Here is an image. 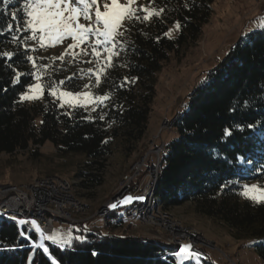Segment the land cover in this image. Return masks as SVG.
<instances>
[{"label": "trees", "instance_id": "trees-1", "mask_svg": "<svg viewBox=\"0 0 264 264\" xmlns=\"http://www.w3.org/2000/svg\"><path fill=\"white\" fill-rule=\"evenodd\" d=\"M214 2L154 0L149 4L144 0L143 6L164 8V12L147 22H125L130 31L119 38L126 42L124 51L113 58L114 67L106 70L102 83L90 88L95 95L110 93L111 97L88 110L60 107L49 95L51 84L60 85V76L44 86L42 98L20 101L21 93L34 81L28 75L33 73L31 62L24 54L26 48H32L31 40L27 39L29 33L16 31L18 21L11 20L10 13L19 9L21 0H10L7 5L0 0V53H14L11 60L0 56V156L27 151L35 155L48 143L60 154L84 156L90 171L75 174L80 180L77 186L84 182L88 184L85 189L100 186L113 143H118L126 157L142 152L158 76L171 58H182L197 44ZM10 22L14 24L12 32L7 30ZM13 35L19 37L16 42H11ZM6 64L24 73L15 85L11 82L15 73ZM85 64L78 69L82 77L61 85L65 90L74 92L86 81L90 83L87 70L97 66ZM94 81L93 76L91 83ZM185 100L187 106L173 126L176 138L166 144L160 156L154 190L157 206L166 213L191 203L197 215L222 226L232 240L247 242L264 264V206H254L240 195L245 183L264 185L261 29L234 43ZM225 128L231 131L230 136L224 135ZM116 210L109 219L116 218ZM76 233L81 240H74L67 250L50 243L41 248L34 246L38 240L24 227L0 221V264H177L178 247L156 238ZM198 262L214 264L211 260ZM181 264L196 263L185 260Z\"/></svg>", "mask_w": 264, "mask_h": 264}, {"label": "rangeland", "instance_id": "rangeland-1", "mask_svg": "<svg viewBox=\"0 0 264 264\" xmlns=\"http://www.w3.org/2000/svg\"><path fill=\"white\" fill-rule=\"evenodd\" d=\"M143 1L137 0V5L143 6ZM212 12L197 44L189 49L182 58H171L162 68L158 76L157 94L150 116L148 136L143 144L142 152L126 157L118 143H113L112 154L106 159L102 173L103 183L100 186L85 189L84 186L88 185L85 182L84 186H77L80 180L75 177V174L81 171H90L85 164L84 156L81 154H60L48 143L40 147L35 155H31L27 151L10 156H0V191L2 187H15L23 193H27V187L34 181L49 176L56 177L69 185V194L75 202H68L65 212L76 222L55 218L53 231L48 237L50 244L61 249L65 246L69 247L74 240H81L76 232L156 238L166 243H169L168 238H175L170 229V223H164L160 217L153 223H140L136 217L127 219V213L136 206V204L132 205L134 200L130 203H121L116 210L117 215L114 220L102 218L99 213L105 204L118 196L127 188L128 184L136 189H144L148 185L150 182L147 174L148 168L156 162L158 155L160 159V156L165 152L166 144L176 138L172 122L177 113H181L186 108L185 96L197 83L201 82L204 74L226 55L234 43L247 34L261 29L260 26L264 23V0H215ZM81 22L88 23L83 20ZM70 43L72 41L67 39L43 50L40 49L37 42L31 41V47L36 48V51L31 54L36 63V68L31 63L32 72H38L41 77L40 80L34 78L33 84L41 83L46 86L54 80L55 76L62 77L61 80L64 81L68 80V77L73 79L82 77L78 69L84 60L92 59L91 55L78 57L74 63L68 62L69 56H65L63 62L58 59L65 53ZM75 51L79 52L80 50ZM85 65L97 66L95 63H86ZM74 72L77 73L72 75ZM85 84H88V81ZM83 85L74 93L91 91L83 88ZM50 87L65 90L61 85L53 86L51 84ZM57 100L60 103V100ZM97 103L89 104L85 109L91 110ZM64 107L74 108L69 107L67 103ZM245 184H256L258 187L264 188V185H259L256 182ZM136 198L135 200H137ZM75 203L80 206H68ZM64 205L66 206V204ZM158 208L163 214L162 217L167 215L169 222L185 229L194 238L199 236L197 240L201 239L197 241L199 242L197 251L214 264H261L247 242L232 240L228 236L227 230L222 226L197 215L191 203H186L166 213L159 206ZM32 222H30V226L39 232L38 223L33 224ZM34 246L44 248L45 244L37 241ZM176 260L177 264H181L185 260H193L197 264V257L190 258L188 256L181 261V258L177 256Z\"/></svg>", "mask_w": 264, "mask_h": 264}, {"label": "snow or ice", "instance_id": "snow-or-ice-1", "mask_svg": "<svg viewBox=\"0 0 264 264\" xmlns=\"http://www.w3.org/2000/svg\"><path fill=\"white\" fill-rule=\"evenodd\" d=\"M153 2L154 0H149V4ZM3 3L7 5L10 0H3ZM17 11H21L22 16L17 15ZM17 11L10 13L11 20L18 21L15 24V30L29 33L27 39L37 42L40 49L46 50L47 47L55 46L67 39L72 41L67 46L65 53L58 58L61 62L64 61L65 56L70 57L69 63H74L78 57L91 55L92 59L83 61L97 65L95 70L92 68L87 70L90 83L84 84L83 88L90 89L93 86L98 87L102 83V76L106 74V70L114 67L113 58L118 57L120 52L124 51L123 45L126 42L119 38L124 37L125 33L130 31L125 22H147L153 16H160L164 12V8L157 10L142 5L138 6L137 0H21ZM138 13H143V15ZM81 20L88 23H82ZM175 27L180 28L179 22ZM260 27L261 34H264V23ZM13 28L14 24L8 23V32H12ZM18 39V36L13 35L11 42H16ZM118 45L120 47L117 50ZM77 49L80 51L76 52ZM29 51L35 52L36 48H26L24 53L26 59L36 68L35 58L28 55ZM13 55L12 52L0 53V56L6 57L7 60H11ZM6 67L12 68L15 73L11 81L15 85L24 73L17 71L12 64H6ZM80 71L84 70L80 69ZM28 75L33 76L36 80L41 78L38 72L28 73ZM93 76L95 77L94 84L91 83ZM67 79L71 80L72 77ZM134 81L135 78H132L131 82ZM125 82H129L127 77H125ZM59 84L64 85L65 81L61 80ZM44 90V85L41 83L29 84L27 91L21 93L20 101L38 100L42 98ZM49 95L60 100V107H64L67 103L69 107L84 108L89 104L108 101L111 97L110 93L103 95H95L91 91L74 93L71 90H58L56 87H49ZM100 118L103 119L102 116ZM224 135L230 136L231 131L225 128ZM240 195L254 206H264V188L258 187L256 184L243 185ZM133 199L132 196H126L120 203H130ZM136 199H143V197ZM110 207L116 208L117 204L113 203ZM20 223L23 224L24 221H20ZM32 223L35 224V221ZM191 249L192 245L190 244L181 246L177 256L181 258V261L188 256H195L198 264L199 254ZM44 251L47 249L45 248Z\"/></svg>", "mask_w": 264, "mask_h": 264}, {"label": "built area", "instance_id": "built-area-1", "mask_svg": "<svg viewBox=\"0 0 264 264\" xmlns=\"http://www.w3.org/2000/svg\"><path fill=\"white\" fill-rule=\"evenodd\" d=\"M180 116L181 113H177L172 122V126H174ZM160 150L158 151L160 152ZM159 162L160 159L158 155L156 162L152 163L148 168L147 174L150 182L144 189L132 188L128 186V184L127 188L118 194V196L105 204L99 216L108 218L113 210L120 207V201H122L124 197L132 196L134 198L132 205L136 204V206L131 212L127 213V219L136 217L140 223H153L160 217L164 223H170L169 226L175 238H168L167 241L170 244L176 245L178 247V252L181 246L190 244L192 245L191 251L198 253L199 259L208 261L209 259L205 255L197 251L199 248L197 243L199 242H197L195 238L199 236L194 238L192 235L188 234L185 229L179 228V226L173 222H169L167 215L162 217L163 214L160 212L157 206V200L154 197ZM128 180L130 181V179ZM68 188L69 185L66 182H62L56 177L51 176L34 181L33 184L27 187V193H23L15 187H2L0 191V221L13 222L19 227H24L27 232L33 233L38 241L48 244V237L53 231V222L55 218L76 222L65 212L67 203H71L72 201L75 202L70 196ZM135 197H143V199L135 200ZM113 203L117 204L116 208L110 207ZM64 204H66V206ZM68 206L78 207L80 205L75 203L72 205L69 204ZM20 221H24V223L21 224ZM32 221L38 223L39 232H36L32 226H30V222ZM179 232H181V234ZM184 234H186V237ZM68 248L67 246L62 247V249L65 250Z\"/></svg>", "mask_w": 264, "mask_h": 264}, {"label": "bare ground", "instance_id": "bare-ground-1", "mask_svg": "<svg viewBox=\"0 0 264 264\" xmlns=\"http://www.w3.org/2000/svg\"><path fill=\"white\" fill-rule=\"evenodd\" d=\"M178 233V232H177ZM180 234H181V232H179ZM183 234V233H182ZM184 236L186 237V234H184ZM201 238H198V240H197V238L195 239L196 241H199Z\"/></svg>", "mask_w": 264, "mask_h": 264}]
</instances>
